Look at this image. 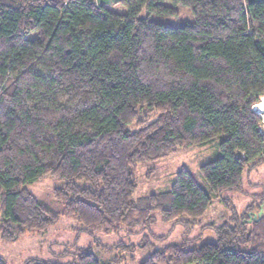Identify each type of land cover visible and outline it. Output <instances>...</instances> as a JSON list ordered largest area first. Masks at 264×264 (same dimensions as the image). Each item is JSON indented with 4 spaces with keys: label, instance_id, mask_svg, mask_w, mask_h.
<instances>
[{
    "label": "trees",
    "instance_id": "16d2710c",
    "mask_svg": "<svg viewBox=\"0 0 264 264\" xmlns=\"http://www.w3.org/2000/svg\"><path fill=\"white\" fill-rule=\"evenodd\" d=\"M117 2L125 14L96 0H0L4 240L46 232L64 216L85 232L145 228L154 212L191 225L211 195L241 190L243 170L264 164L253 110L264 97V0ZM176 7L192 22L150 20L175 18ZM216 138L218 153L198 168L201 182L182 167L168 191L133 198L139 165ZM44 176L60 183L52 195L61 212L25 188ZM215 232V242L171 245L140 264H264V211L256 205ZM69 264L100 263L79 250Z\"/></svg>",
    "mask_w": 264,
    "mask_h": 264
},
{
    "label": "rangeland",
    "instance_id": "374dc122",
    "mask_svg": "<svg viewBox=\"0 0 264 264\" xmlns=\"http://www.w3.org/2000/svg\"><path fill=\"white\" fill-rule=\"evenodd\" d=\"M107 10L125 14L126 8L117 0H96ZM177 17L151 16L150 20L167 27H180L192 22V16L185 7H176ZM146 16L143 12L141 17ZM34 33H31L33 36ZM262 120L264 131V111L255 110ZM216 138L205 146L178 148L167 159L148 162L135 170L137 190L134 199L150 194L168 191L175 172L182 167L192 172L198 182L201 178L198 168L218 153ZM154 169L147 176L148 170ZM60 183L44 176L25 188L36 200L55 212H61L63 204L56 200L52 191ZM251 205L264 210V164L243 170L242 187L239 191H226L220 198L211 195V203L205 213L194 223L179 221L163 222L159 212L153 213V220L147 227L129 229L121 225L116 231L105 233L102 227L88 232L74 217H60L59 221L46 232H30L14 241L0 237V257L6 264H33L31 260L69 264L79 250H88L100 264H140L153 252L162 251L171 245H182L188 249L198 248L205 243L217 240L215 229L223 224L233 225ZM259 214V212H258Z\"/></svg>",
    "mask_w": 264,
    "mask_h": 264
},
{
    "label": "bare ground",
    "instance_id": "6f19581e",
    "mask_svg": "<svg viewBox=\"0 0 264 264\" xmlns=\"http://www.w3.org/2000/svg\"><path fill=\"white\" fill-rule=\"evenodd\" d=\"M253 109L264 111V97L259 98V103L254 105Z\"/></svg>",
    "mask_w": 264,
    "mask_h": 264
}]
</instances>
